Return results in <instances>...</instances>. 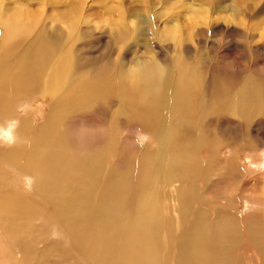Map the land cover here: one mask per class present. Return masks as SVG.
I'll list each match as a JSON object with an SVG mask.
<instances>
[{"label":"rangeland","instance_id":"1","mask_svg":"<svg viewBox=\"0 0 264 264\" xmlns=\"http://www.w3.org/2000/svg\"><path fill=\"white\" fill-rule=\"evenodd\" d=\"M2 4L6 15L19 10L31 23L24 35L4 44L13 54L9 58L27 72L36 68L8 108L18 116H30L31 124H22L19 143L8 140L17 117L6 120V129L0 123V140L6 146H0V264H111L127 247L129 229H139L136 220L149 209L157 212L154 228L159 237L154 243L161 264H172L170 258L176 263L179 252L192 251L200 235L197 225L204 236L225 233L228 261L219 264H249L246 255L254 251L247 245L255 234L264 233V112L255 109L264 101V0H2ZM172 28L176 33L171 35ZM32 41L44 48L42 56L33 54ZM65 55L72 67L63 88L77 84L81 93L77 96L74 89L78 98L63 94L54 100L44 98L45 75ZM152 59L170 80L176 77L177 65L197 79L190 124L170 112L177 99L172 84L163 91L157 119L148 118L146 125L141 108L123 96V90L130 89L127 76ZM241 89L246 96L240 100L245 103L246 98L250 110L233 117L229 108ZM217 93L220 99H215ZM204 94L213 99L201 103L198 95ZM217 104L222 109L218 113L213 111ZM202 106L204 115L198 113ZM169 117L176 131L163 148L166 130L161 125L170 122ZM81 148L85 151L79 153ZM75 152L83 158L94 155V160L78 163ZM169 160L178 170L174 184L181 193H172L166 185ZM92 162L96 174L85 168ZM33 174L38 180L30 185ZM117 178L123 179L119 189L112 187ZM71 188L73 198L67 197ZM175 195L180 208L169 210L174 209ZM62 201L74 212L70 223L80 227L77 237L94 240L80 243V250L68 246L66 233L65 238L60 233L64 227L52 223L61 219ZM108 219L116 221L115 236L114 226L105 223ZM96 227L104 228L112 245L97 238L101 232ZM36 237H41L39 249L44 238L54 244L48 257L20 262L23 246L32 249ZM82 252L89 254V262ZM258 253L264 264V247Z\"/></svg>","mask_w":264,"mask_h":264},{"label":"bare ground","instance_id":"2","mask_svg":"<svg viewBox=\"0 0 264 264\" xmlns=\"http://www.w3.org/2000/svg\"><path fill=\"white\" fill-rule=\"evenodd\" d=\"M2 8H3V4H2V0H0V16L1 15L4 16L3 23L5 29L4 36L0 42V123L6 129L8 128L6 120L11 115L17 117L18 122L16 121L17 123L15 128L9 131L10 136H8L9 137L8 140H10L12 143L13 142L19 143V137H20L19 133L21 131L22 124H31L30 116L29 117L18 116L16 115V113L13 112L11 113V111L8 110V108L9 105L10 106L13 105V103L15 102V97L17 93L22 89V87L28 85L29 82L31 81L36 66L29 69L28 72L25 71L22 65H20L17 60L13 58L12 59L9 58L11 56L10 55L11 52L9 49H6V46L4 44L10 42L12 39H14L13 41H15V38L24 35L27 26L31 27V23L28 19L29 16L28 17L24 16V13L20 12L19 10H17L19 12L16 11V13H13L12 16H10V14H8L9 12L7 13L8 15H6L7 11L5 12L2 11ZM170 33L171 35L175 34L176 29L172 28ZM262 36L264 37V28L262 29ZM29 46L33 48L34 51L33 54L36 56H42L43 53L45 52V50H43L44 48L39 47L35 41H32ZM29 51H32V49L30 48ZM1 57L3 58V60H1ZM3 61H5L4 64L6 65V69H4L1 65ZM153 61H154L153 59L148 60V62L144 63L141 69H137L135 71V74H131L127 76L125 85L130 89L127 90V88H125L123 90V96L125 97V99H129L131 103H134L135 107L139 106L141 108L143 125H146V120L148 118L149 120H151V118L157 119V115L155 114V112H157L160 109L159 105L162 104L160 101L163 99V91L165 87L167 89L168 86L172 84L177 99L173 101L175 103V105L173 106L174 109H171L170 112L174 113L176 111L181 117V120L186 118L187 124H190L192 121V113L189 112V110H191L194 106H196L197 103V95L195 93L196 88L198 86L197 79L188 76L186 70L189 69L183 70L180 67V65H177L176 77L170 80L167 71H165L164 68L163 69L160 68L157 64L153 63ZM137 66L135 68H137ZM71 67H72V62L69 59L68 55L60 56L57 59L55 64L50 68V70H48V73H46L45 75L46 87L44 93L42 94L44 98L49 97L50 100H54L56 99V97L58 98L62 94L66 97H70V99L71 97L78 98L77 96L81 93V88H79L77 84L69 89L63 88L65 83L66 85L68 84L67 80ZM74 89H77V92H75L77 96L72 91ZM241 91H242L241 94L235 97V103L231 105L229 108V114H231L233 117H237L238 115L244 112H248L250 110V106H248L246 103V98H245V103L244 101L240 100L241 97L246 96V92L244 96L243 95L244 90L241 89ZM220 95L221 93L220 94L217 93L215 95V99H220ZM212 99L213 98L207 97L206 94L198 95V100L201 103L209 102ZM255 109L257 110V112H262V111L264 112V101L260 100L259 102H257V104L255 105ZM213 111L218 113L221 112L222 109L217 104L213 108ZM204 112H205V108L203 106L200 107L198 113L204 115ZM47 115L44 117L45 119H47ZM168 119L170 121V117ZM166 124H168L167 129H166ZM161 127H164L166 130L165 136L161 141V146L163 148H167L169 145L168 136L172 131H176V129H174L173 125L171 124V121L170 122L166 121L164 124L161 125ZM0 141H1L0 146L1 147L5 146L3 145V139ZM84 151L85 150H82L81 148L79 153ZM74 154H75V159L77 158L76 160L78 163L82 162L84 164V160L88 162L94 160V155L91 154L88 155V157L86 158H83L82 155L77 154V152H75ZM85 168L89 169V171L92 170L95 171V174L97 172V165L95 162H92L87 167L85 166ZM172 172L174 174V178L170 179ZM165 176H166V185L171 189L172 193L178 192L179 190L178 188H176L174 182L175 180L176 182L178 181L179 173L178 170L177 172L175 171L170 160L168 161L167 169L165 170ZM31 177H32V181L30 180V185H32L34 182L36 183L38 180L36 174H33ZM75 182L78 184L77 190L80 189L81 187L79 180L77 181L75 179ZM113 183L114 184H112V187L115 189H119L120 187L123 186L122 185L123 179L117 178L113 181ZM73 192L74 189L71 188L69 193L67 194V197L73 198L74 197ZM109 193L110 191H107L108 195ZM61 199L63 200V198H60V200ZM174 199L175 200H173L172 202V207L174 209H169V210L175 211V209L179 210L180 208L181 204L179 203L177 195H175ZM99 200L103 202L102 199ZM166 205L168 204H165V206ZM65 208H67L66 203H64V201L60 202V206L58 209L61 212V219H59L58 221H52V223H56L57 225L64 227L63 230L66 231H61L60 233L63 238H65V233H66V243L68 244V246L72 248L75 247V249L80 250L79 248L82 245L80 243H86V242L92 243L94 240L90 241L84 238L83 236L81 239L77 237L78 235L76 233L77 232L80 233V227H74L70 223L71 222L70 217L74 214V212L70 210H66ZM97 210L102 211L103 208H97ZM156 213H157L156 211L149 209L148 211H146L144 215L141 216L140 220L139 218L136 220V222L139 221L140 228L129 229L131 231V234L126 238L127 247L119 254V256H116L115 261L112 262L111 264H161L162 260L157 259V254L159 253V251L157 250L156 244L154 243V238L159 237L158 231L154 228V225L157 224L155 220ZM111 214L112 212H110L108 215ZM67 219H69V222L66 221ZM115 222L116 221L113 219L105 220V223H107L108 226L110 227L114 226V232H115L114 236L116 235V230H117L116 228L117 224L113 225ZM197 226H198L197 230L200 233V235L196 238L194 242V247L191 249L192 251L189 253L186 252V250L183 252H179L180 254L177 256L176 263L171 261L172 258H170L169 261L172 264H219V262L228 261V255H227L228 251H226V243H224L223 240V235H225V233L223 231H216L213 235L211 233L210 236H204L203 229H200L199 225ZM133 227H137V225H134ZM94 230L95 231L97 230L98 233L101 232V236L105 237L102 238L99 235L97 238H101L104 241H106L109 245H112V237L105 233L104 228L96 227ZM252 239L253 241L249 243L250 245L247 246L250 248V250L253 249L254 252L250 255H246L248 256L247 260H249V264H252L253 262L254 264H261L262 258L260 257L261 255L258 253V250L260 251V249L264 247V233L255 234L254 238ZM45 241L46 239L44 238V242L42 241L44 245L42 249H39L37 246V244L38 245L42 244L40 243L41 237L39 238L36 237L32 239V249L25 248L23 246V250H25L26 253L23 251L21 252V258L19 259L20 262L22 260L25 261L26 259L33 260L36 257L40 258L44 255L47 258L48 254L54 247V244L48 245ZM220 242L221 244H219ZM114 243L120 244L115 240ZM9 244L12 245L11 242ZM218 246H221L222 249H218V248L214 249V247H218ZM200 248L203 250V254L201 251L198 252ZM208 248L209 251L207 250ZM82 256L86 258V262L90 261V256L87 252H82ZM19 260H17L16 263H19ZM42 263L47 264V262H43V261ZM57 263H58L57 261H53L50 264H57Z\"/></svg>","mask_w":264,"mask_h":264}]
</instances>
